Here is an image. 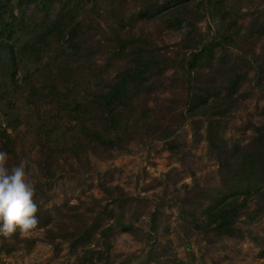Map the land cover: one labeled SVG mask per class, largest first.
<instances>
[{
    "label": "trees",
    "instance_id": "trees-1",
    "mask_svg": "<svg viewBox=\"0 0 264 264\" xmlns=\"http://www.w3.org/2000/svg\"><path fill=\"white\" fill-rule=\"evenodd\" d=\"M103 1L0 0V151L8 154L9 168L18 166V124L29 117L36 122L30 129L42 178L33 184V200L45 239L55 245L66 240L71 251L79 248L72 264H95L106 257L115 228L136 233L125 212L134 211L141 200L117 185L116 194L103 187L112 197L111 206L90 207L87 216L75 205H43L42 185L54 174L59 153L110 155L129 150L131 141L150 140H162L176 153L180 146L170 138L173 121L189 118L205 122L206 149L216 161L218 178L200 184L193 176L182 185V192L172 198L179 225L207 242L221 236H249L257 242L248 225L264 215V124L252 125L245 142H227L222 129L242 101L239 87L248 67L258 77L264 73V46L254 47L264 35V6L252 5V0L245 10L239 2L231 4L233 0H141L126 14L120 0ZM112 6L115 24L106 37L112 42L108 59L113 69L108 72L109 61L97 62L100 56L95 54L108 44L100 37L92 43L89 35L90 24ZM204 14L218 21L208 38L191 19ZM158 16H164L160 20L168 29L185 22L172 53L154 39L160 27L135 28L136 22L156 21ZM245 16L249 18L244 25L237 22ZM237 43L239 50L233 54L230 47ZM50 49L54 54L43 59ZM163 89L172 94L160 103L157 92ZM68 133L71 138L62 140ZM158 212L156 204L148 211L152 230ZM18 234L0 236V249L9 251L22 239L29 245L34 241ZM258 254L264 261V244Z\"/></svg>",
    "mask_w": 264,
    "mask_h": 264
},
{
    "label": "rangeland",
    "instance_id": "rangeland-1",
    "mask_svg": "<svg viewBox=\"0 0 264 264\" xmlns=\"http://www.w3.org/2000/svg\"><path fill=\"white\" fill-rule=\"evenodd\" d=\"M106 2L107 0L101 4ZM119 2L122 3L126 14L141 5V0ZM237 2L242 10L250 4L264 6V0H252L250 4V0H233L231 4ZM114 3L116 2H112ZM114 16L112 6L110 10L105 9V12L90 24L89 41L94 43L96 38L100 37L102 43L108 44L102 51L95 52L96 56H100L97 62L108 64L109 61L108 72L113 69V61L110 57L108 59L112 42L107 41L106 36L110 26L115 24ZM161 17L164 16H158L156 21L136 22L135 28L154 31L160 27L154 39L162 44L167 52L172 53L178 48L177 40L186 25L182 21L178 29L164 28ZM248 18L239 17L237 22L244 25ZM191 19L195 22L196 30L205 38L210 37L218 25L216 17L211 19L205 14L200 18ZM236 45L240 43L230 47L233 54L239 50L235 48ZM260 46H264V35L254 42L255 49ZM46 52L43 59L54 54L51 49ZM252 65L254 67L255 63ZM254 70L248 67L247 76L239 87L243 93L242 101L225 118L222 134L227 142H245L253 133L252 125L264 124V73L258 77ZM170 72L171 69H168L166 74ZM177 93H181L179 89L176 90ZM171 94L168 89H163L157 92V100L163 103L165 100L161 98ZM2 117L0 113V120ZM173 122L176 127L170 138L180 146L176 153L168 151L162 140L131 141L127 145L129 150L112 151L110 155L104 152L92 153L89 150L59 153L56 156L58 164L54 174L42 185L43 205H75L76 211L87 216L91 208L111 206L112 197L103 187L109 186L111 193L116 194L117 188H114V185L119 186L127 196L140 198L141 201L134 205V211L125 212V218L131 220L136 233L115 228L109 238L106 257H101L95 264H264L262 256L258 254L264 244V215L248 225L251 233L257 236V242L249 236H221L207 242L193 230L187 231L179 225L177 205L172 198L182 192V185L191 183L193 176L200 184L216 183L218 177L215 173L216 161L206 149L203 136L204 120L194 123L186 118ZM35 124L30 117L21 119L17 127L20 130L18 142L15 145L19 156L14 157L18 165L21 160L29 161L26 166V180L32 185L36 183L37 178H42L34 160L35 147L32 145L30 128ZM8 130L10 131V128ZM62 138L69 140L70 133L67 136L64 134ZM155 204L159 212L156 217V229L152 230L148 225V211ZM107 220L111 221L110 218ZM18 235L34 238V241L29 245L22 239L9 251L0 249V264H72L76 263V256L80 253L79 248L71 251L66 240L60 239L56 245L47 241L44 229L39 226L30 234ZM97 248H102V245Z\"/></svg>",
    "mask_w": 264,
    "mask_h": 264
},
{
    "label": "clouds",
    "instance_id": "clouds-1",
    "mask_svg": "<svg viewBox=\"0 0 264 264\" xmlns=\"http://www.w3.org/2000/svg\"><path fill=\"white\" fill-rule=\"evenodd\" d=\"M29 161L8 167V154L0 151V236L30 234L38 224V205L34 202L35 188L26 180Z\"/></svg>",
    "mask_w": 264,
    "mask_h": 264
}]
</instances>
